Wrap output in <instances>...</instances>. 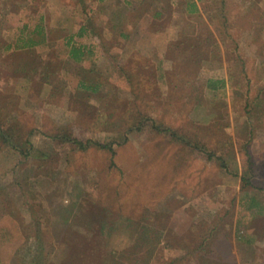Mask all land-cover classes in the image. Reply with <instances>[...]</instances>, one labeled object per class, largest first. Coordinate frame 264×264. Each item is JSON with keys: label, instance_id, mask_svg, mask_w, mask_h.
I'll list each match as a JSON object with an SVG mask.
<instances>
[{"label": "rangeland", "instance_id": "rangeland-1", "mask_svg": "<svg viewBox=\"0 0 264 264\" xmlns=\"http://www.w3.org/2000/svg\"><path fill=\"white\" fill-rule=\"evenodd\" d=\"M157 3L142 70L59 31L154 0H0V264H264V0Z\"/></svg>", "mask_w": 264, "mask_h": 264}, {"label": "crops", "instance_id": "crops-1", "mask_svg": "<svg viewBox=\"0 0 264 264\" xmlns=\"http://www.w3.org/2000/svg\"><path fill=\"white\" fill-rule=\"evenodd\" d=\"M140 1L142 2L141 6H144V3L149 0ZM154 1L156 5H154L155 8L153 10L149 11L145 9L143 10V14L140 13V15L136 14L137 16H132L131 22L129 23L130 25L124 23L121 26H118L119 21L116 12L113 11L114 14H112L113 12L111 10L106 11L105 9L104 12H101L103 16L100 17L99 13L96 12V6L95 8L92 6V12L89 10L90 13L88 15L84 14L83 18L77 20L75 30L65 29L59 31L61 45L68 49V56L69 50L73 48L77 50L75 58L69 57L72 62L81 63L87 56L94 55L95 53L107 55L108 58H111L112 62V60L114 61V59L117 58L118 54H124V60H126L124 61L125 64H130L132 66L133 64L140 63L141 66L139 69L145 70L147 65V44H149V40H151L152 36L158 39L159 36L161 37L162 35V31L159 32L158 29L152 30L149 33L143 30V25L147 26L149 29L153 20L157 21L158 18H162L164 14L163 8L157 3L158 0ZM133 11L136 12L138 10L135 9ZM36 23L37 24L32 30L33 34H35L34 36L39 37V39L43 41L48 40L51 37L50 32L52 30H48L46 27L48 23L46 16H44L42 20L39 19ZM126 26L127 29L125 28ZM134 27L135 29H133ZM61 28H63V26ZM148 36L151 38H148ZM37 44L38 42L28 40L26 46L34 48ZM22 46L25 45L23 44ZM12 48L16 47L12 45ZM134 56L138 57L135 59Z\"/></svg>", "mask_w": 264, "mask_h": 264}, {"label": "trees", "instance_id": "trees-1", "mask_svg": "<svg viewBox=\"0 0 264 264\" xmlns=\"http://www.w3.org/2000/svg\"><path fill=\"white\" fill-rule=\"evenodd\" d=\"M76 55H77V50L75 48H73L72 50H69V57L70 58H75ZM101 148H105V146H101Z\"/></svg>", "mask_w": 264, "mask_h": 264}]
</instances>
